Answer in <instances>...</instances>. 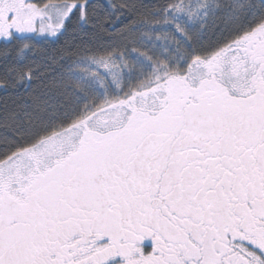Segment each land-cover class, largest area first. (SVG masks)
<instances>
[{
    "label": "snow or ice",
    "instance_id": "snow-or-ice-1",
    "mask_svg": "<svg viewBox=\"0 0 264 264\" xmlns=\"http://www.w3.org/2000/svg\"><path fill=\"white\" fill-rule=\"evenodd\" d=\"M74 17L4 77L0 264H264V0H0V38Z\"/></svg>",
    "mask_w": 264,
    "mask_h": 264
},
{
    "label": "trees",
    "instance_id": "trees-1",
    "mask_svg": "<svg viewBox=\"0 0 264 264\" xmlns=\"http://www.w3.org/2000/svg\"><path fill=\"white\" fill-rule=\"evenodd\" d=\"M61 2L62 0H36V3L40 6H42L44 3ZM93 2L116 3L118 5L122 2V0H93ZM127 2H143L146 4H151L156 3L157 0H127ZM123 22L126 23L127 19L125 18ZM74 26L75 17L73 18V21L68 23V28L64 35L58 36V38L38 39L35 37H18L17 39L11 40L10 42H0V112H2L5 107H13L15 103L18 102V99L25 94V89L28 87V85L19 82L17 87H7L4 84V77L7 75L11 78L13 75H15L14 70H17L26 64H32L33 70H37L38 66L44 62L45 54L48 57L57 56L59 59L63 49L67 48L73 41ZM121 26V23H117L115 28L110 30L114 32ZM209 38L211 37H206V39ZM76 42H79V35L76 36ZM25 44L31 46L32 50L29 51L28 49L24 48ZM21 49H23V52L20 51ZM46 71L48 70L40 68L37 75L40 76ZM39 82V79L34 80L32 86H35ZM113 90L118 91V89ZM101 91H103V89H101Z\"/></svg>",
    "mask_w": 264,
    "mask_h": 264
},
{
    "label": "rangeland",
    "instance_id": "rangeland-1",
    "mask_svg": "<svg viewBox=\"0 0 264 264\" xmlns=\"http://www.w3.org/2000/svg\"><path fill=\"white\" fill-rule=\"evenodd\" d=\"M37 29H39V21H37ZM18 35V37H35V38H38V39H41V38H48V39H54V38H56V37H51V36H49L47 33H40L39 31H37L36 33H25V34H17ZM1 40H3V41H6V40H4V39H0V41ZM93 70H95V69H93ZM117 71H119V69L117 68L116 69ZM99 72L100 73H108L109 72V69H105V68H103V67H100L99 68ZM109 79H110V77H109Z\"/></svg>",
    "mask_w": 264,
    "mask_h": 264
},
{
    "label": "flooded vegetation",
    "instance_id": "flooded-vegetation-1",
    "mask_svg": "<svg viewBox=\"0 0 264 264\" xmlns=\"http://www.w3.org/2000/svg\"><path fill=\"white\" fill-rule=\"evenodd\" d=\"M32 2H35L36 3V0H32ZM0 39H3V38H0ZM3 40H1L0 42H2Z\"/></svg>",
    "mask_w": 264,
    "mask_h": 264
}]
</instances>
